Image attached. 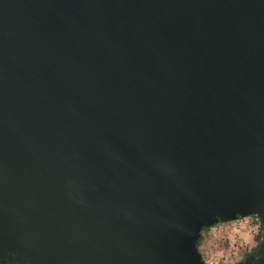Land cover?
I'll list each match as a JSON object with an SVG mask.
<instances>
[{"label":"water","instance_id":"water-1","mask_svg":"<svg viewBox=\"0 0 264 264\" xmlns=\"http://www.w3.org/2000/svg\"><path fill=\"white\" fill-rule=\"evenodd\" d=\"M255 215L264 0H0V264H204Z\"/></svg>","mask_w":264,"mask_h":264},{"label":"rangeland","instance_id":"rangeland-1","mask_svg":"<svg viewBox=\"0 0 264 264\" xmlns=\"http://www.w3.org/2000/svg\"><path fill=\"white\" fill-rule=\"evenodd\" d=\"M258 233L259 229L249 222L244 226L237 222L217 224L203 234L197 249L205 258L232 264L256 245Z\"/></svg>","mask_w":264,"mask_h":264},{"label":"built area","instance_id":"built-area-1","mask_svg":"<svg viewBox=\"0 0 264 264\" xmlns=\"http://www.w3.org/2000/svg\"><path fill=\"white\" fill-rule=\"evenodd\" d=\"M233 222H237L239 225L242 224V226H244L247 222L253 223L256 229H259V225H260L255 215H251V216L244 217V218H238L237 220ZM201 257H202L204 264H226L223 261L219 262L218 260H214L212 258H205L203 257L202 254H201Z\"/></svg>","mask_w":264,"mask_h":264},{"label":"trees","instance_id":"trees-1","mask_svg":"<svg viewBox=\"0 0 264 264\" xmlns=\"http://www.w3.org/2000/svg\"><path fill=\"white\" fill-rule=\"evenodd\" d=\"M207 230H208V228H202V229H201V231H200V236H199V239H198V241H197V245H196V246H198L200 240H201L202 237H203V234H204ZM260 231H261V227H260V225H259V233L256 235V240H255V241H258L259 236H260ZM253 247H254V246H253ZM253 247H251L249 250H247V251L245 252V254L248 253V252H250V251L252 250ZM198 251H199V250H198Z\"/></svg>","mask_w":264,"mask_h":264}]
</instances>
